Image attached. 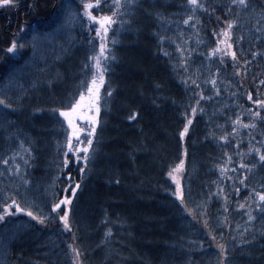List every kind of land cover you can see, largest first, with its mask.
Listing matches in <instances>:
<instances>
[{
	"label": "trees",
	"instance_id": "1",
	"mask_svg": "<svg viewBox=\"0 0 264 264\" xmlns=\"http://www.w3.org/2000/svg\"><path fill=\"white\" fill-rule=\"evenodd\" d=\"M199 3L204 7L195 12L187 0H138L121 9L108 34L115 59L100 90L94 151L83 174V160L71 153L63 166L67 126L59 111L86 89L82 81H91L84 65L99 51L98 25L66 19L82 14V0L0 7V97L11 105L0 106V214L9 196L45 216L53 203L72 200L63 206L71 232L60 222L63 212L43 224L24 213L0 222V264H73L69 244L81 252V264H264V213L251 195L264 191V164L249 154L264 143V120L252 115L264 116L255 104L264 100V0H247L246 9L231 0ZM112 4L101 0L93 15H111ZM228 22H235V63L209 55L223 39L214 33ZM13 39L24 47L10 55L5 50ZM237 117L256 128L237 126L233 135ZM181 160L183 206L169 175ZM242 161L250 173L239 169ZM244 175L246 186L238 183ZM77 183L75 197L65 192Z\"/></svg>",
	"mask_w": 264,
	"mask_h": 264
},
{
	"label": "snow or ice",
	"instance_id": "2",
	"mask_svg": "<svg viewBox=\"0 0 264 264\" xmlns=\"http://www.w3.org/2000/svg\"><path fill=\"white\" fill-rule=\"evenodd\" d=\"M233 5L239 6L242 9H246L248 7L247 0H231ZM138 3V0H113L112 4V14L111 15H100L96 16L93 15V10H99L101 7V0H82V8L83 12L82 14L77 11L75 14H69L66 19H86L89 23V25H98V27H95V35L97 38H99L100 44H99V51L94 52L93 55H90L88 57V63H85L84 68L85 69H91L92 70V77L90 82H81V88L85 89L86 91L82 90L79 95V99L76 100L74 103L71 104L70 108L67 110H60L59 116L63 118V120L67 124V137H66V147L67 151L64 152L65 159L63 160V166L64 168H67L69 166V162L71 157L69 156V153H71L73 156H75V159L77 162L83 160L85 167L80 168V172L83 174L87 168V164L89 160L91 159V154L94 151L93 149V143H94V137L97 130V125L99 123L98 117L101 111L100 107V90L101 87L105 83V73L108 71L109 63L111 60L115 59L114 54L112 53V50L108 48V34L109 30L112 27L114 23H116V17L121 15V9L123 8H131L135 7ZM188 5L192 8L193 12H195L197 9H203V5L199 3V0H187ZM15 0H0V7H15ZM192 19L191 16H189L188 19L184 20L185 24L189 23V20ZM235 22H228L227 27L225 30H223L220 33H214V35H217L218 37H223V39L217 40L216 47L212 50V52L209 53V55H215L216 53H221V63H223V57L224 56H231L232 61L235 63L237 61V53L233 50V41H232V29L234 28ZM21 31H24V29H21ZM257 32L260 31V28L256 29ZM36 39V36H33V40ZM242 39V37H241ZM93 41L90 39L89 44H92ZM111 43L115 44L116 41L112 40ZM221 45L223 47H221ZM24 44L18 43L17 40L13 39L10 46L7 47L5 50L7 54L15 55L19 49L23 48ZM165 55H168V53H164ZM256 53H253V56H255ZM247 63V62H246ZM187 70L186 68L184 69ZM237 75L240 73L237 72ZM216 80H211V83L213 87L215 88ZM187 84V81H185ZM193 84H196V81H192ZM261 84H264V81H261ZM196 87H199L198 84H196ZM217 94H219L217 92ZM107 95L111 97L112 91H108ZM200 99H204V96L200 94ZM248 100L252 101L253 97L251 93L248 94ZM199 100L197 101V104H199ZM255 104H257L261 109H264V100L257 99L255 100ZM0 106H4L6 108H10L11 105L6 103V100L2 97H0ZM87 110V114L84 110ZM197 111L196 108L192 109L193 114H195ZM252 115L254 117H260L262 120H264V116H261V113L258 111H253ZM135 116L133 115L130 117V119H134ZM87 121V128L89 131L87 132V135L82 140L81 139V133L85 131L84 127L78 126L77 121ZM192 123L191 119L187 120V123L185 124L182 131H180L179 136L180 139L183 140L185 135L188 133L189 125ZM233 129L232 134L235 135L237 133V126L253 130L256 128L255 123L250 124H243L239 117L235 121H233ZM222 140L227 141V137H221ZM254 139V137H253ZM251 143V141H250ZM82 145V146H77ZM239 147V145L237 146ZM262 148H264V143L261 144V147H255L251 148L249 150V154L254 152L256 156L258 157V160L261 164H264V151H262ZM80 153H83V156L80 155ZM227 155V154H226ZM232 158L231 156L228 157V162H231ZM8 160H5L4 163L8 164ZM25 164H28L29 161L25 160ZM184 161L181 160L180 164L177 165V167L174 169V171L179 172L183 167ZM239 169L243 170L245 173H250L252 171V168L249 167L246 163L243 161L239 164ZM63 170V169H62ZM232 171H236V169H232ZM224 173V170H222V175ZM15 174H20V166L19 164L15 165ZM170 176H172V173H169ZM231 178V177H229ZM69 180H71V177H68ZM173 180L176 183V191L175 196L178 200H180L181 205H184V199L181 191V185L178 181L175 180V177L173 176ZM248 180V176L244 175L243 178L239 179L238 183L245 185ZM24 184L27 186L29 184L28 180L23 181ZM80 184L77 183L74 187L69 185L68 188L65 189V192L71 191L72 196L75 197L77 190L79 189ZM222 191V190H221ZM236 192H239V188H236ZM252 196L255 197L254 203L257 204L258 210L261 213H264V191L262 192H256L255 190L251 193ZM8 199L11 200V203H6L3 206L2 214H0V222L5 221L6 217L16 215L18 213H24L25 215L31 217L33 220H37L39 223L43 224L47 219L52 218L51 214H57L59 215L60 212H63L62 215H59L60 222L63 224V228L66 232H71L72 228L70 225V219H69V211L66 210L65 207L70 205L72 203V200L65 196L63 199H60L59 202L53 203L51 206V212L48 216H45L43 214V211L41 210L40 215H35L33 211L26 210L25 206H22L20 202L17 201V199L14 196H9ZM240 208H244V204L239 205ZM14 209V211H12ZM187 210V209H186ZM227 211V209H225ZM191 215L192 213L189 212ZM254 217L249 214V220H253ZM205 226L207 227V221H205ZM209 235L213 240H215V236H212L211 232H209ZM73 240H75V236H73ZM71 253L73 254V264H81L80 257L81 252L79 249L75 248L72 244L68 245ZM220 248V255L223 257L225 253L224 245H218ZM220 264H226L225 260H221Z\"/></svg>",
	"mask_w": 264,
	"mask_h": 264
},
{
	"label": "rangeland",
	"instance_id": "3",
	"mask_svg": "<svg viewBox=\"0 0 264 264\" xmlns=\"http://www.w3.org/2000/svg\"><path fill=\"white\" fill-rule=\"evenodd\" d=\"M85 91H86V89H85ZM80 95V94H79ZM79 95H78V97L74 100V102L76 101V100H78L79 99ZM73 102V103H74ZM71 106V105H70ZM70 106L69 107H67L66 109H62V110H67V109H69L70 108ZM85 111V113L87 114V110L85 109L84 110ZM63 119V118H62ZM64 123L66 124V122L64 121ZM77 124H78V126H81V127H84V129H85V127H87V121H77ZM66 126H67V124H66ZM173 176L175 177V180L176 181H178L179 180V177H180V171L179 172H176V171H174V173L172 174V178H173Z\"/></svg>",
	"mask_w": 264,
	"mask_h": 264
}]
</instances>
